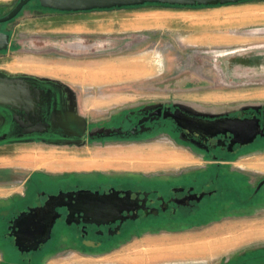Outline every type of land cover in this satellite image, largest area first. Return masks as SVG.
I'll return each instance as SVG.
<instances>
[{
    "label": "rangeland",
    "instance_id": "374dc122",
    "mask_svg": "<svg viewBox=\"0 0 264 264\" xmlns=\"http://www.w3.org/2000/svg\"><path fill=\"white\" fill-rule=\"evenodd\" d=\"M19 1L0 0V16ZM84 24L85 31L78 28ZM0 32L10 36L8 49L0 54V70L66 85L77 98L76 114L90 130L84 147L0 144L5 152L15 149L22 159L35 157L19 174L24 182L31 169L40 170L28 187L34 193L93 172H151L200 164L203 155L197 147L186 145L168 130L152 128V123L140 128L139 136L134 131L128 140L110 137L121 131L126 119L131 130L140 124L136 123L140 116L166 107L211 119L264 114V0L196 9L148 6L63 15L41 9L34 0L14 20L0 24ZM238 153L236 165L252 172L239 179L220 173L219 189L224 195L220 202L246 207L245 211L212 215L207 220L219 222L209 228L167 233L200 236L222 224L264 220V187L251 197L254 187L264 182V132ZM226 185L232 187L229 192ZM18 203L0 213V246L5 249L10 247L4 239L7 223ZM164 235L169 237H148ZM260 246L264 241L193 261L146 264H259L254 259ZM8 251L15 256L11 248ZM73 254L63 264H112L115 253L87 259ZM133 258L134 262L148 260Z\"/></svg>",
    "mask_w": 264,
    "mask_h": 264
},
{
    "label": "flooded vegetation",
    "instance_id": "af4514ba",
    "mask_svg": "<svg viewBox=\"0 0 264 264\" xmlns=\"http://www.w3.org/2000/svg\"><path fill=\"white\" fill-rule=\"evenodd\" d=\"M0 73L7 74L4 70ZM15 76L41 95L36 99V111L30 120L24 111L0 108V136L7 135L0 144L80 147L87 144L89 126L76 114L77 98L69 87L49 78ZM175 114L180 117L175 119ZM140 117L136 129H128L126 119L120 124L121 131L110 137L128 140L135 135L134 131L139 136L138 130L152 123V128L168 130L186 145L197 147L203 155L200 164L151 172H93L96 174L61 180L56 189L43 188L35 193L29 190L23 198L16 199L19 205L8 220L4 237L10 247L0 246V264H63L73 253L84 259L107 255L148 236L209 228L219 222L207 220L215 214L245 211L246 207L220 202L224 195L219 189V177L222 172L235 179L248 177L252 170L236 165L241 155L238 152L255 144L261 134L255 138L254 135L235 138L231 132L217 133L219 128L209 123L223 119L250 120L254 128L264 132V114L248 112L238 117L211 119L166 107ZM39 119L46 127L39 126ZM28 122L33 125L27 128ZM28 129H45V132L25 135ZM46 177L51 181L50 176ZM262 183L254 187L252 198L260 193ZM226 186L229 192L232 187ZM38 209L39 214L33 216L31 211ZM24 229L29 231L25 233Z\"/></svg>",
    "mask_w": 264,
    "mask_h": 264
},
{
    "label": "crops",
    "instance_id": "0c3cea01",
    "mask_svg": "<svg viewBox=\"0 0 264 264\" xmlns=\"http://www.w3.org/2000/svg\"><path fill=\"white\" fill-rule=\"evenodd\" d=\"M98 12V11H95ZM91 12L78 13L90 14ZM63 15V13H56ZM54 15L51 13V16ZM79 29L86 30V26L79 25ZM0 146V213H5L6 209L16 202V199L24 197L30 183L34 180V173L40 172L39 169H31V174L26 176L24 182L21 181L20 171L27 169L29 165L33 164L35 157L29 155L24 157L20 156L19 152L15 149L5 152ZM172 159V158H171ZM24 160V161H23ZM22 162L27 166L22 165ZM243 225V226H242ZM230 226V227H229ZM169 237H148L141 241H136L130 246L126 247L123 251L118 250L114 252L111 258L112 264H146L158 261H193L202 259L203 255H214L219 253H230L238 249L245 248L247 245L253 243H263L264 241V220L253 219L252 221H245L241 226H233L222 224L221 228L216 231H206L198 236L197 232L194 235L165 233ZM196 234V235H195ZM260 254L254 259L259 264H264V246L256 249ZM136 256L138 259L147 258L148 260H137L134 262L130 258ZM140 261V262H139ZM101 264V263H100Z\"/></svg>",
    "mask_w": 264,
    "mask_h": 264
},
{
    "label": "water",
    "instance_id": "95a60500",
    "mask_svg": "<svg viewBox=\"0 0 264 264\" xmlns=\"http://www.w3.org/2000/svg\"><path fill=\"white\" fill-rule=\"evenodd\" d=\"M33 0H20L17 5L5 16H0V24L8 23L14 20L23 9ZM248 0H38L40 6L46 10H53L59 13H83L96 10H110L115 8L138 7L146 4H161L170 6L195 7L211 5H235ZM10 45V36L5 32H0V52L6 51ZM40 92L33 89L28 82L18 78L15 75L0 73V108L11 112L24 111L28 120L33 118L32 114L36 111V99L40 96ZM22 116V115H20ZM177 119L179 114L173 115ZM196 121V120H195ZM204 122L197 120V123ZM193 123V122H192ZM191 123V124H192ZM40 127H46L43 123L38 121ZM33 124L28 122L25 127H31ZM212 127L219 128L221 132H231L235 138L240 136L254 135L255 138L258 133L263 135V131H258L253 127L251 121H237L232 119H223L215 122H210ZM35 132H45V129H28L25 135H31ZM7 135L0 136V141L6 140ZM253 138V139H254ZM264 183V182H263ZM262 183V184H263ZM56 199V198H54ZM62 205V204H61ZM60 205V206H61ZM40 209L32 210L31 214L37 216ZM32 221V220H31ZM29 230L24 229L27 233Z\"/></svg>",
    "mask_w": 264,
    "mask_h": 264
},
{
    "label": "trees",
    "instance_id": "16d2710c",
    "mask_svg": "<svg viewBox=\"0 0 264 264\" xmlns=\"http://www.w3.org/2000/svg\"><path fill=\"white\" fill-rule=\"evenodd\" d=\"M34 1V0H33ZM38 1V0H36ZM250 1V0H248ZM244 2H247V1H244ZM244 2H241V3H244ZM216 5H219V4H216ZM38 6L43 9L41 6H40V3L38 2ZM161 7V8H183V9H196V8H205L204 6H195V7H182V6H170V5H161V4H146L144 6H138V7H126V8H115V9H110V10H96V11H111V10H120V9H135V8H143V7ZM211 6H214V5H211ZM211 6H208V7H211ZM46 10V9H44ZM48 11H51V12H56V11H53V10H48ZM90 12H95V11H90ZM58 13V12H56ZM85 13V12H83ZM65 14V13H63ZM67 14V13H66ZM68 14H73V13H68Z\"/></svg>",
    "mask_w": 264,
    "mask_h": 264
}]
</instances>
